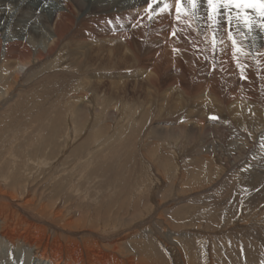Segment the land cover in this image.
I'll return each mask as SVG.
<instances>
[{
    "label": "rangeland",
    "instance_id": "obj_1",
    "mask_svg": "<svg viewBox=\"0 0 264 264\" xmlns=\"http://www.w3.org/2000/svg\"><path fill=\"white\" fill-rule=\"evenodd\" d=\"M14 1L0 23V264H47L51 253L60 264H264V169L251 173L264 165V125L244 120L259 102L182 92L164 66L158 86L132 62L82 69L69 44L13 80L10 37L40 27L36 16L17 26ZM194 66L181 65L190 81ZM256 77L246 82L262 99ZM199 122L211 126L200 133Z\"/></svg>",
    "mask_w": 264,
    "mask_h": 264
},
{
    "label": "bare ground",
    "instance_id": "obj_2",
    "mask_svg": "<svg viewBox=\"0 0 264 264\" xmlns=\"http://www.w3.org/2000/svg\"><path fill=\"white\" fill-rule=\"evenodd\" d=\"M11 1L13 0H0V23L12 14L8 9ZM51 2L52 0L14 1L20 11L17 26L26 18L35 19L36 16L40 27L31 25L28 28H16L14 36L10 37L14 38V43L8 45L7 55L10 64L12 62L15 65L13 80L20 78L23 67L42 61L56 54L61 46L64 48V45L69 44L68 55L71 61L82 69H88L100 61L132 62L139 69L147 70L151 84L158 86L163 78L160 66H164L166 74L169 75L164 77L171 81L169 86L179 88L182 92L193 93L194 88V93L201 92V95L206 94L210 99L214 96V101L223 102L225 105L241 99L250 103L259 102L254 114L246 111L248 116L244 120L254 117L259 121L258 124L264 125V117L260 111L264 108V95L261 99L250 92L254 88L246 82L251 81L257 85L259 80L256 76L261 75V88H264V0H237L236 3L229 0H159L158 4H153V0H57L55 7L50 6ZM47 3H50L49 6ZM38 22L35 19L33 23ZM37 28L41 30L38 31ZM185 63L195 65V72L191 73L195 75L192 76L195 80L193 78L190 81L185 75L187 71L181 68ZM234 66L244 68L245 80L236 82ZM83 75L88 79L87 85L91 84V89L97 91V83L92 82L88 73ZM184 76L189 81L184 80ZM231 80L232 83L229 84ZM79 98H83L85 104L90 100L87 97ZM213 100L211 104H214ZM241 114L236 119L239 122L242 116L245 117L243 112ZM210 126L202 123L198 130L194 128L202 133ZM258 166L251 173L260 174L264 165ZM12 202L18 205L13 200ZM80 222L73 220L67 225L73 227V224ZM20 226L23 227L24 223L18 222L16 227ZM28 226L30 227L26 228L27 231L32 227L36 228L35 225ZM5 228L12 227L5 225ZM90 233L99 237L93 230ZM7 234L11 239L14 237L11 232ZM135 236L136 234H132V237ZM236 242L241 244L245 254L258 255L259 251H251L254 248L252 243L242 239H237ZM249 258L248 256V261ZM40 259L47 264H60L58 253H51Z\"/></svg>",
    "mask_w": 264,
    "mask_h": 264
},
{
    "label": "snow or ice",
    "instance_id": "obj_3",
    "mask_svg": "<svg viewBox=\"0 0 264 264\" xmlns=\"http://www.w3.org/2000/svg\"><path fill=\"white\" fill-rule=\"evenodd\" d=\"M210 2H211V0H210ZM220 2H225V0H220ZM229 2L236 3L237 0H229ZM158 3H159V0H153V4H158ZM150 10H151V7H150ZM213 10L215 11V8H214ZM172 35L174 36L175 33H172ZM214 70H215V68H214ZM210 119H211V120H217L218 117H216V116H211Z\"/></svg>",
    "mask_w": 264,
    "mask_h": 264
}]
</instances>
